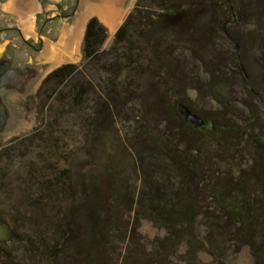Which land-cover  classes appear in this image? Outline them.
I'll return each mask as SVG.
<instances>
[{"label": "trees", "instance_id": "trees-1", "mask_svg": "<svg viewBox=\"0 0 264 264\" xmlns=\"http://www.w3.org/2000/svg\"><path fill=\"white\" fill-rule=\"evenodd\" d=\"M232 2L235 4L233 9L237 17L235 24L229 22L234 17L232 7L226 0H136L133 11L116 31L113 46L109 51H100L107 37L106 28L96 17L90 18L82 43V64H88L91 71L94 70L92 74L98 79L97 84L101 85L100 89L105 96V98L101 97L103 102L100 105L97 102L98 108L95 111L97 117L93 118L94 125L90 127L94 129L95 135L100 131L98 128L103 123L101 114L108 109V103L120 106L122 104L118 103L122 99L135 102L149 97L153 89L150 90L148 78L150 76L157 77L159 74V68L155 67V62L159 61L162 53V57L168 52L173 54L175 48L171 47L174 45L180 48V54H178L180 56L177 57L179 63L183 61V53L189 57L195 56L199 70L202 69L203 75L209 78L204 86L206 93L211 97V100L225 106L226 96L230 93L226 75L222 77L218 72H214L206 62L207 56L209 61L212 59L213 42L218 39V35L222 36V40L234 49L232 51L233 67L238 70L237 73L243 82L246 93L250 98L262 103L264 107V90L259 91L251 81L253 76L247 74L244 66L246 65L245 57L242 53L237 52L234 44L236 43L240 48L244 44V36L235 27L241 23L242 16L249 12L251 25L257 26V30H260V32L253 30L251 33H254L255 36L258 33L256 49L260 53V62L264 64V36H259V34L264 35V15L260 17L253 11L261 6L264 7V0H255L252 6L253 10L248 12H246L247 8L242 9L239 6L238 0ZM134 31L136 32L133 33ZM135 34L138 38L132 41ZM140 41L144 43L143 49L138 45ZM142 51L141 58L132 54L140 52L141 55ZM126 58H128V64L123 66V60ZM174 62H176L175 59ZM177 64L178 62L173 66L170 62L167 68L171 70L177 67ZM124 67H126L127 74L124 73L122 76ZM78 68L79 66L74 64L58 67L46 76L40 90L43 89L45 95L47 92H55L59 86L69 87L71 95L66 94L59 99L62 100L64 97L70 96V103L78 107L81 104L80 98L83 97L86 89H90V93L87 91V94H92L96 90V88L95 90L90 88V82L86 80L81 83H68V81L71 83ZM262 81L264 85V76ZM194 89L198 90V88ZM201 92L198 91V94ZM99 93L97 92V97ZM172 96L177 101H173ZM169 97L170 109L188 127L190 136L205 134L195 146L196 150L200 152V156L192 154L191 150L184 147L179 150L175 149L174 152L170 140L165 141L166 143L161 146L158 144L157 148L161 153L168 154L166 155L168 162L160 159L147 160L148 166L144 170V175L150 173L151 177L157 175L163 180L156 183L152 181V178L150 179L149 175V179L143 176L142 192L135 200L133 199L136 195L128 196L130 201H135V205L140 206L143 210L142 214L150 219H155L161 227L165 228L172 241L173 239L175 241V237H178L179 234L193 236L197 219L204 220L205 224L206 220L212 219L209 216L214 217V215H209L213 208L209 207L207 202L211 201L210 204H214L216 207L214 213H220L222 216H215L213 219L217 221L209 227L205 225V229L215 235L217 231L230 227L233 230V238L244 241L250 250L258 256L257 264H264V143L261 135L254 137L253 141L252 135L246 133L248 128L253 131L259 119L257 117L252 119L250 114H248L250 120L242 116H238L235 122L224 120L223 117H215V119L209 114L196 112L191 108L188 100L183 101L177 98L173 89L169 91ZM234 101L232 100V102ZM155 102H158V98L155 99ZM181 103L192 112L200 113L199 116L203 118L205 125L195 129L187 124L177 110V105ZM88 124L90 125L89 122ZM89 133H92L91 130ZM109 140H111L110 137L104 142L109 143ZM239 140L242 141L239 142ZM251 141L254 143L252 147L249 146ZM241 143H247L249 151L253 149V154H250L252 160L249 168L240 170L235 177L226 175L225 180L221 181L217 177V173H214L213 169L205 164L203 155L209 153L208 147L214 144L216 149L213 148V153L220 154L221 157L227 159L229 154V157L240 154L238 146ZM168 150H171L172 153ZM230 150L232 153H229ZM171 169L174 170L173 172H177L175 182L173 180L175 175L170 174ZM212 172L215 183L204 186L203 179L207 181V178L212 176ZM69 173L68 170H62L53 178L49 177L46 180L43 177L39 180L40 182L32 181L34 182L31 183L32 187L36 188L37 193L40 194L34 200L31 198L33 205L28 206L32 208L30 212L35 214L25 219V213L18 210L19 206L22 207L21 202H17L14 212L15 215L18 214L17 221L19 220V223L22 224L19 227L25 228L22 233L25 235L23 242L25 250L28 251L27 257L19 256L16 259L10 255H4L6 252L0 248V264H34L37 262L36 258L42 264L113 263L107 258L109 254H106L105 249L107 241H110L109 232L113 231L110 229L113 227L111 224L114 223L111 221L115 214L114 208L108 203L115 201L120 196L109 191L105 193L99 187V177H105L103 172L98 176V173L90 171L86 177H82V180L78 175L77 182L79 183L77 184L71 181ZM147 181L154 182V185H150ZM151 192L155 195H148L152 194ZM53 194L61 195L62 201L69 204L70 207L65 214L61 213L58 208L55 210L54 201H57L60 196H56V198ZM149 196L153 201L147 205L142 199ZM128 199L127 203L130 202ZM49 210L57 213L52 216L54 217L53 221L51 220L53 218L46 213ZM0 222L3 221L0 219ZM41 225L44 226L43 229L53 227L54 235L46 234V230L44 233L41 232L39 230ZM114 227L116 228V226ZM29 229H31V234L28 235ZM10 231V238L5 242H0V245H6L8 242L20 243L19 239H16L15 229L11 227ZM179 242L190 245L193 240L188 237ZM170 246L173 247L171 244ZM189 257L186 258V264H194Z\"/></svg>", "mask_w": 264, "mask_h": 264}, {"label": "rangeland", "instance_id": "rangeland-1", "mask_svg": "<svg viewBox=\"0 0 264 264\" xmlns=\"http://www.w3.org/2000/svg\"><path fill=\"white\" fill-rule=\"evenodd\" d=\"M63 1V3L57 5L58 11L61 10L62 6L69 4L66 0ZM229 1L234 13L235 24L237 18L233 9L235 4L232 2L233 0ZM254 2L255 0H238L242 9L247 8L246 12L253 10ZM135 3L136 0L131 2L130 9L118 28L133 11ZM253 11L258 13L260 17L264 15V7L262 6ZM242 17L241 23L235 29L244 36V44L242 48L236 43L234 44L237 52L242 53L245 57L246 65L244 66L247 74L253 76L251 81L262 92L264 90L262 81L264 64L260 62V53L256 49V36L258 33L256 36L251 33L253 30L257 32H260V30H257V26L251 25L249 12ZM232 20L229 22L232 23ZM99 22L101 23L100 20ZM118 28L114 33L109 32L106 28L107 37L100 51L110 50ZM259 36L264 35L259 34ZM136 38H138L136 34L133 35L132 41L137 40ZM213 44L212 59L209 61L207 56L206 62L214 72H218L222 77L226 75L230 93L226 96L227 103L225 106L211 100V97L206 93L204 86L209 78L203 75L202 69L199 70L195 56L189 57V55L183 53V61L179 63L177 57L180 56L178 55L180 54V48L174 45L171 47L175 48L173 54L168 52L163 57V53L162 55L159 54L161 58L155 62V67L159 68V74H157V77L150 76L148 78L150 80V90L153 89L149 95L150 98L135 102H133L134 100L128 102L129 100L122 99L118 103L122 104L120 106L108 103V109L101 114L103 123L98 128L100 131L96 135L93 132L94 129L90 127L94 125L93 118L97 117L95 115L98 108L97 102L100 105L103 102L102 98H105V96L100 89L101 85L97 84L98 79L92 74L94 70L91 71L88 64L83 65L82 59L72 63L79 66V68L76 70L71 83L69 81L68 83H81V81L86 80L90 82V88H94V90L96 88L97 91L87 94V91L90 93V89H86L83 97L80 98L81 104L78 107L70 103V96L68 98L64 97L62 100L59 99L66 96V94L71 95L69 87L63 88L62 85L63 87L59 86L55 92H47L44 95V90L41 91L40 88L44 78L49 73L34 78L32 84L28 88L26 87L23 93L13 90H1L0 96L6 105L9 118L5 130L0 133V219L9 230L11 227L15 229L16 239H19L20 242H8L6 245H0V248L6 252L4 255L13 256L16 259L19 256L22 258L27 257L28 251L25 250L23 242L25 235L22 233L25 228H20L22 224L19 223V220L17 221L18 214L15 215L14 212L17 202H21L22 207L19 206L18 210L25 213V219L35 214L30 212L32 209L30 205H33L31 198L34 200L40 194L37 193L36 188L32 187L31 183H34L32 181L40 182L39 180L43 177L47 180V178H53L62 170H68L74 184L79 183L77 182L78 175L82 180V177H86L90 171L98 173V176L103 172L105 177L100 176L99 183L97 181L99 187L105 193L109 191L120 196L115 201L111 203L109 201L108 203L115 211L114 218L111 221L114 224H111L113 227L110 229L113 231L109 232L110 241H107V246H105L106 254H109L107 258L111 262L113 261L112 264H186V258L189 256L194 264H257L258 256L250 250L244 241L233 238V230L230 227L217 231L215 235L205 229V225L209 227L217 221L213 219L215 216H222L220 213H214L216 207L214 204H210L211 201L207 202L208 206L213 208L209 215H214V217L207 214L212 219L206 220L205 224L204 220L197 219L193 236L179 234L178 237H175V241L174 239L172 241L165 228L161 227L155 219H150L142 214L141 211L143 210L140 206H136L135 201H130V197H128L136 195L133 199L135 200L140 195L143 189V176L148 177L149 175L150 179L152 178V181L156 183L163 180L162 177L157 175L151 177L150 173L144 175V170L148 166L147 160L160 159L166 163L168 162V159L166 160L168 154L161 153L157 148L159 145L165 144V141L170 140L172 142L174 152L175 149L179 150L184 147L189 151L191 150L192 154L200 156V152L196 150L195 146L205 134L200 133L190 136L191 133L188 127L169 107V91L171 89L174 90L177 98L183 101L188 100L191 108L196 112L209 114L212 118L223 117L224 120L235 122L238 116L245 117L247 120H250L248 114L252 116V119L257 117L259 122L254 126L253 131L248 128L246 133L252 135L253 141L254 137L261 135L264 143L263 104L250 98L243 88V82H241L237 73L238 70L233 67L232 51L234 49L228 46L220 35H218V39L214 40ZM138 45L141 49L144 48L143 41H140ZM143 51L141 55L140 52L132 54L137 58H141ZM174 59L178 62L177 67L169 70L167 65L171 62L174 66V63H176ZM127 61L128 58L123 60V66L128 64ZM216 62L218 63L215 64ZM126 71V67H124L122 76H124V73L127 74ZM206 72L209 73L208 70ZM86 87L88 88V86ZM203 87L204 90H202ZM194 88H198V90L195 91ZM198 91L202 92L198 94ZM97 92H100L98 94L99 98L96 96ZM156 94L158 96H155ZM173 97V101H177ZM156 98H158V102H155ZM232 100L235 101L232 102ZM195 114L199 116L198 113ZM89 129L92 132L91 134ZM109 137L111 138L109 143L104 142ZM241 141L239 140V142ZM252 145L254 146V143L251 141L249 146L252 147ZM213 148L216 149L214 144L208 147L209 153L203 155V160L205 164L213 169L214 173H217L216 175L221 181L225 180L226 175L235 177L240 170H246L251 164L250 154H253V149L250 148L251 151H249L247 143H241L238 146L239 156L229 157V154L226 157L227 159L221 157L220 154H214ZM168 151L172 153L171 150ZM229 153H232V151L230 150ZM169 155L172 156V154ZM173 171L171 169L170 174L175 175L173 176L175 182L177 172ZM213 172L211 173L212 176L207 178V181L203 179L204 186L215 183ZM147 182L154 185V182ZM151 193L148 195H155V193ZM53 196H60L57 201H54L55 210L58 208L61 213L65 214L70 207L69 204L62 201L61 195L53 194ZM127 198L130 201L128 203L126 202ZM142 201L149 205L153 199L149 196L143 198ZM139 211L140 213H137ZM46 213L51 217L57 214L56 211L50 212V210ZM52 218L53 221L54 217ZM43 228L44 226L41 225L39 230L43 233L47 231L46 234L48 235H54L53 227ZM230 230L231 232H229ZM30 231L31 229L28 230V235L31 234ZM188 237L193 240L192 244L187 245L185 242H179ZM35 260L37 262H33L34 264H42L39 263L38 258ZM91 263L93 264V262Z\"/></svg>", "mask_w": 264, "mask_h": 264}, {"label": "crops", "instance_id": "crops-1", "mask_svg": "<svg viewBox=\"0 0 264 264\" xmlns=\"http://www.w3.org/2000/svg\"><path fill=\"white\" fill-rule=\"evenodd\" d=\"M131 2L133 0H77L75 4L62 6L60 12L51 0H0V14L4 21L18 30L11 32V36L9 32L8 37L0 42V53L12 46L20 51V54L17 51L15 54L22 60V66L29 65L34 78L47 75L61 65L82 59V43L90 18H98L109 32L114 33L130 9ZM63 13L71 15L63 17ZM21 38L33 44L41 40L38 51L28 50L21 43ZM24 52L27 53L22 54ZM17 74L24 81L21 72ZM30 80L24 81L26 86L32 84Z\"/></svg>", "mask_w": 264, "mask_h": 264}, {"label": "water", "instance_id": "water-1", "mask_svg": "<svg viewBox=\"0 0 264 264\" xmlns=\"http://www.w3.org/2000/svg\"><path fill=\"white\" fill-rule=\"evenodd\" d=\"M55 3V6H57L59 3L62 2V0H51ZM229 3L230 1L227 0ZM233 12V11H232ZM234 16V13H232ZM235 22V18H233L232 23ZM230 39V38H229ZM19 70H8L3 76L0 77V92L1 90H13L18 91L20 93H23L27 84L24 81H21L20 75L17 73ZM31 80L34 79V77L30 78ZM25 83V84H24ZM177 110L179 114L182 116L184 121L189 124L191 127L197 129L201 128L205 125V122L203 118L193 113L187 106L184 104H178ZM8 111L6 109V105L1 99L0 96V133L3 132L6 128L7 122H8ZM10 230L9 228L0 222V242H5L10 238Z\"/></svg>", "mask_w": 264, "mask_h": 264}, {"label": "flooded vegetation", "instance_id": "flooded-vegetation-1", "mask_svg": "<svg viewBox=\"0 0 264 264\" xmlns=\"http://www.w3.org/2000/svg\"><path fill=\"white\" fill-rule=\"evenodd\" d=\"M66 1L69 3H73V4H75L77 2V0H66ZM71 14H69V15L64 14L62 16L63 17H70ZM55 18H58V16H56ZM7 23L8 22H5L3 16L0 14V42L3 41V39L5 37H8L9 32H10L9 33L10 36L12 35L11 32H14V33L18 32L16 27H13L11 25L8 26L9 23L8 24ZM21 43L24 46H26L28 50L36 52L39 49V46L41 44V40L39 42H37L36 44H33L30 42L24 41L22 39ZM9 48H11V49L8 51ZM9 48L7 47L5 50H3L0 53V77L3 76L8 70L13 69V70H19V73L21 72V76L24 78V81L30 80V78H32L34 75V72L31 73V71L28 69L29 65L22 66V62H21L22 60L20 58H18L17 55L15 54V51H17L19 54H20V51L13 49L12 46H10ZM25 53H27V52H24L22 54H25ZM23 57L25 58V56H23ZM23 60H25V59H23ZM32 80H34V79H32ZM32 80H30V82H33Z\"/></svg>", "mask_w": 264, "mask_h": 264}]
</instances>
